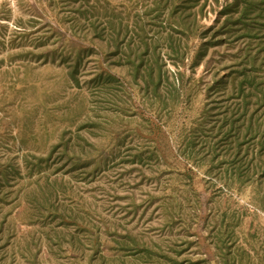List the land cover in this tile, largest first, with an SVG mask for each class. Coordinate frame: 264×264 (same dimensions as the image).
Returning <instances> with one entry per match:
<instances>
[{
    "label": "rangeland",
    "instance_id": "1",
    "mask_svg": "<svg viewBox=\"0 0 264 264\" xmlns=\"http://www.w3.org/2000/svg\"><path fill=\"white\" fill-rule=\"evenodd\" d=\"M137 1L77 84L102 0H0V264H264V8Z\"/></svg>",
    "mask_w": 264,
    "mask_h": 264
},
{
    "label": "trees",
    "instance_id": "2",
    "mask_svg": "<svg viewBox=\"0 0 264 264\" xmlns=\"http://www.w3.org/2000/svg\"><path fill=\"white\" fill-rule=\"evenodd\" d=\"M191 1H194L196 3L199 0H155L154 7L155 9H162L166 6L169 7V9H171L170 13H172L173 11L176 10V8L182 7L185 3L187 4ZM240 1L244 3V6H242L243 15L244 12H248V10L255 8L260 9L262 7L264 8V0H240ZM138 4L139 1L137 0H118V2L113 0H102L100 5L102 10L96 12V17L97 18L102 17L104 19L103 26H96V25L89 26V34H90L89 41H91L92 45L88 48L86 47L83 48L82 50H77L75 61L72 66V70L69 72L71 78L75 83L78 84V80H76L74 75L77 72V67H78L77 65L79 64V56L81 51H85L86 49H88L89 51L99 50L98 53H100V55L103 56V58H107L108 56L115 57L118 55V53L121 50L120 45L124 39V34L121 35V32L122 30H125V32H127L128 27L131 25L130 14L134 9H136ZM134 23L136 24V22ZM139 30L141 31V33H144V29L141 28V25ZM94 39H97V42L104 41L106 47L102 48L99 43H98L99 46L98 47L94 43ZM144 44L146 46V43ZM126 48H127V54H125L124 62L122 63L121 58H119L115 60L113 64L120 67L121 65L128 64L134 68L135 72H137L138 69L140 67H143L145 63L143 59V54L140 53L137 55L136 54L132 55V50L129 46V43L126 44ZM98 67H99L98 71L92 76L90 80L91 82L105 85V84H110L114 81H118V78L116 79V77L112 73H110L107 68H104L105 66L102 63H99ZM146 75L147 78H149V80L147 79L145 81L153 82V79L150 76V72H147ZM247 80L248 78L245 77L243 78L241 83ZM258 99H261V102L264 103V93ZM242 105L246 106V103L243 101ZM245 111L246 108L245 109L243 108L242 115H245L246 113ZM56 149H60L62 155L66 157H70L71 154H74L73 151L72 153H68L71 149V145L69 143V140L64 137V134L60 136L58 142L52 147V149L47 154V157H49ZM151 154L155 159L158 158L156 153L152 152ZM135 157L140 158L138 154L137 155L135 154ZM100 164L101 161L99 160L97 162V167ZM36 165L34 164L31 166L33 168ZM163 210L166 213V209L163 208Z\"/></svg>",
    "mask_w": 264,
    "mask_h": 264
}]
</instances>
